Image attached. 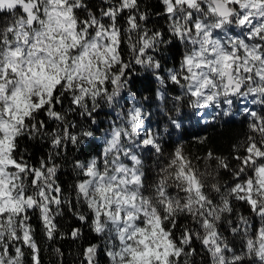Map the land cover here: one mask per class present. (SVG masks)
I'll return each mask as SVG.
<instances>
[{
    "label": "snow or ice",
    "instance_id": "1",
    "mask_svg": "<svg viewBox=\"0 0 264 264\" xmlns=\"http://www.w3.org/2000/svg\"><path fill=\"white\" fill-rule=\"evenodd\" d=\"M159 3L155 15L184 46L178 65L167 69L154 53L172 39L147 27L143 0H100L96 10L85 0H0V264H42L33 216L53 240L65 207L88 223L81 206L102 244L84 247L80 264H99L101 253L109 264H197L201 250L208 264H264V0ZM134 65L155 77L161 102L169 86L179 90L170 98L177 113L181 104L193 115L224 105L228 115L241 104L250 134L233 146L235 165L208 151L201 169L179 145L146 184L141 153L159 157L163 148L146 123L149 113L133 103L117 111L98 156L72 162L68 192L58 161L67 162L68 145L79 147L94 132L73 133L67 114L78 111L95 124L102 106L118 108ZM25 137L46 139V156L26 158ZM80 236L71 230L73 240Z\"/></svg>",
    "mask_w": 264,
    "mask_h": 264
},
{
    "label": "trees",
    "instance_id": "2",
    "mask_svg": "<svg viewBox=\"0 0 264 264\" xmlns=\"http://www.w3.org/2000/svg\"><path fill=\"white\" fill-rule=\"evenodd\" d=\"M85 2L93 10H96L100 5V0H85ZM146 7L150 12V19L147 22V27L153 30H162L165 32L166 39H172V43L162 45L161 50L154 53L157 59L161 60L164 69L175 67L182 56L184 46L178 41L170 37L167 33L166 19L156 16V12L162 11V5L159 0H143L142 9ZM123 26V21H121ZM124 58L127 60L128 54L125 46ZM166 75V72H162ZM129 86L122 93V98L119 101V106L116 109L102 106L96 115V123L92 124L90 118L81 117L77 113L67 114V120L76 123L77 127L72 128L73 133L79 134L82 130H91L94 136L91 138L81 137L83 143L79 147L68 145L67 162L59 160L63 165L60 172V179L64 183L68 192H71L70 185L74 182L75 177L72 173V162L75 159L86 160L93 156H98L104 147V139L110 131L111 123L116 119L117 111L121 108L124 111L131 106L132 103L140 104L144 110L149 113V121L152 124V129L159 134L160 143L163 148V155L157 156L155 153L146 151L143 155L144 170L146 172V184L155 182L159 168L162 167L174 151L175 147L183 145V149L187 155L193 158V163L198 164L201 169L205 166L203 157L208 151L215 155L226 158L229 163L235 165L236 161L232 157L236 154L233 146L246 139L250 134L248 129L249 118L241 117H225L214 121L197 122L190 125L181 124V128L176 129L171 124V119H178L182 115L191 110L187 104L180 105V111L177 113L173 108L172 96L178 94V89L174 86H169L167 96L168 102L165 104L156 98V91L159 84L150 71L145 70L139 65H134L130 71ZM69 107L66 101L63 108ZM262 110V109H261ZM171 118V119H170ZM55 127V124L49 121V130ZM21 150L25 151L26 158L32 163H36L41 157L46 156L49 151L47 140L35 139L30 140L23 138L20 141ZM200 159L197 160L196 158ZM213 167H215L214 162ZM221 180H228L230 177L224 170H221ZM235 206L244 215L249 216L253 224L258 227V218L251 214L246 206H241L236 202ZM81 212L89 216L88 223H82L76 219L74 211H69L66 207L63 209V215L57 217V234L53 240H48L44 235L43 226L38 219L33 216L31 221L35 230V238L40 246L42 264H80L82 260V252L84 247L92 243H101V238L98 237L90 227L91 214L86 206L79 208ZM235 219V217H231ZM183 222L187 223V220ZM227 229V224L223 226ZM74 228L81 230V236L73 240L70 237V232ZM224 235L229 241L235 240L236 246L239 248L240 240L238 237H233L230 231H224ZM198 246V245H197ZM60 251L57 252L56 250ZM197 264H208L205 254L201 250L200 256L196 258ZM99 264H109L108 258L101 253L98 257Z\"/></svg>",
    "mask_w": 264,
    "mask_h": 264
},
{
    "label": "rangeland",
    "instance_id": "3",
    "mask_svg": "<svg viewBox=\"0 0 264 264\" xmlns=\"http://www.w3.org/2000/svg\"><path fill=\"white\" fill-rule=\"evenodd\" d=\"M81 15L83 17V13H81ZM132 104H131V106H132ZM138 105H140V104H138ZM225 107L226 106H224V105H222L221 108H219V109H217L215 107H209L207 109H202V110L196 111V114L195 115H193L194 110L191 109V110L186 111L182 115V117H180V118L177 119V121L180 122L181 124L190 125V124L197 123V122L214 121L216 119H222V118H225V117H241V116H246L241 111L242 105L239 104V103L233 105V108H232L231 112L228 115H225L224 114V108ZM249 107H253L257 111H261V109H262V106H259V105H256V106L249 105ZM146 123L150 127H152V124H151V122L149 120H147ZM144 153H141L142 160H143ZM257 225L259 227V220L257 221Z\"/></svg>",
    "mask_w": 264,
    "mask_h": 264
}]
</instances>
